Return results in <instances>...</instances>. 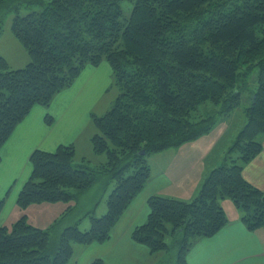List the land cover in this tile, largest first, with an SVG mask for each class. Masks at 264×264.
Returning <instances> with one entry per match:
<instances>
[{
	"label": "trees",
	"instance_id": "obj_1",
	"mask_svg": "<svg viewBox=\"0 0 264 264\" xmlns=\"http://www.w3.org/2000/svg\"><path fill=\"white\" fill-rule=\"evenodd\" d=\"M125 1L0 0V12L13 14L11 30L31 57L26 67L11 69L0 56V162L2 146L33 107L49 106L86 65L106 60L119 90L111 110L92 115L93 152L106 161L77 162L74 145L35 150L17 198L21 210L69 204L105 175L112 187L107 212L88 213L86 230L62 220L43 230L24 214L0 227V264H69L76 244L108 241L150 179L147 157L211 133L244 102L245 126L198 196L190 202L152 196L148 219L132 237L151 254L176 247L170 264H188L193 242L227 224L226 198L250 230L264 228V192L243 176L263 149L264 0H133L130 15ZM208 103L217 108L209 111ZM3 206L0 200V213Z\"/></svg>",
	"mask_w": 264,
	"mask_h": 264
},
{
	"label": "crops",
	"instance_id": "obj_2",
	"mask_svg": "<svg viewBox=\"0 0 264 264\" xmlns=\"http://www.w3.org/2000/svg\"><path fill=\"white\" fill-rule=\"evenodd\" d=\"M96 73L97 68L87 67L71 87L55 96L49 107L40 105L33 107L2 146L0 199L3 198L4 206L0 213V227L12 226L24 214L30 221L29 218L35 212L40 214L42 222L45 223L37 224L33 221L34 226L43 230L51 228L60 220L63 226L76 222H79V226H85L86 221L80 219L81 215L85 218L91 212L95 215L105 214L107 201L101 205L102 209L98 213L100 204L98 205L96 198L101 194L99 190H96L97 195L94 194L95 197L85 206V211L75 214L82 196L87 197L85 193L92 191L98 182L69 204L64 202L34 204L26 210H21L17 205L18 195L32 172L30 156L35 150L53 152L60 145H74L77 148L75 144L80 137L87 134L90 136L92 131L94 134L93 110L88 102L84 101L82 91L89 89L92 76L96 77V81L100 78ZM76 81H79L77 86ZM47 115L52 117L50 124L46 121ZM244 119L237 129L228 126L225 129V122L221 120L218 125L224 124L223 132L221 130L216 132L213 139L217 133L220 135L215 141L201 140L206 143L202 144L203 151L195 149L198 154H190V150L195 146H190L194 144L189 142L178 148L150 155L147 158L151 168L150 179L114 227L111 238L104 243L83 245L84 248L74 246L78 255L70 264H91L97 258H101L105 264H161L165 254H151L145 245L136 242L132 237L134 229L148 219L149 199L152 196H161L183 202L194 200L207 175L223 163L227 150L241 128L245 126ZM262 143L261 153L245 166L243 176L251 185L264 192V137ZM207 145L211 147L206 151ZM82 158L84 157H80ZM111 188L106 180L101 198H104ZM223 202L226 203L222 206L228 218L227 224L212 237L197 238L187 254V263L264 264V228L250 230L243 222L242 213L236 205V208H233L229 202L225 200ZM68 207H71V210L66 212Z\"/></svg>",
	"mask_w": 264,
	"mask_h": 264
},
{
	"label": "rangeland",
	"instance_id": "obj_3",
	"mask_svg": "<svg viewBox=\"0 0 264 264\" xmlns=\"http://www.w3.org/2000/svg\"><path fill=\"white\" fill-rule=\"evenodd\" d=\"M123 6H124V10L126 12V15H130V12H131L132 7H133V0H126L124 2ZM12 19H13L12 13L0 12V56L6 59V61L8 62L11 69H22V68L26 67L28 65V63H30L31 57L29 56L28 51L25 49V47L21 44V42L13 34V32L11 30ZM89 66H93V67L97 68L96 76H98L100 78L96 81V77L92 76L90 83H89L90 84L89 89L88 90L84 89L82 91V97H84V101L86 100L88 102L89 106L92 108V110H93L92 114H95L97 116H103L109 110H111V108L113 107L115 100L119 95V90H118V87L115 85V82H114L115 78L113 75V70L111 69L110 64L106 60H103L97 66L90 65V64L86 65L85 68L81 72H83ZM256 76H257V71H255L252 74V76H250L249 80L252 84L254 83L253 80L256 82V79H255ZM78 82L79 81H76V86H77ZM248 105L249 104H246L244 102L243 105L241 106V108L234 111L227 118H224L225 129L227 128V126L231 129H233L232 127H235L237 129V127H239L243 123L242 119L245 118L244 120L245 121L247 120L246 116L244 115L245 114L244 110H245V107ZM36 106H39V105H36ZM40 106H42V105H40ZM49 106H47V107H49ZM42 107H46V106H42ZM205 108H207L209 111H212V110H215L217 107L215 105H213L212 103H208ZM244 125H245V123H244ZM219 126H221V125H218L217 127H215V129L209 135H206L205 137H201V138L197 139V141L196 140L191 141L190 143H192L194 145H190V146H195V147H194V149L190 150V154H198L197 150H195V149H199V151H203L202 150V144H205L206 141H201V140H207L208 142H210V141H215L216 139H218V136L220 135V133H217L215 139H213V138H214V136L218 130H221V132H223L224 124H222L221 127H219ZM241 130H242V128H241ZM87 135L80 137L78 140V143L75 144L77 146L76 154H78V156L76 155L77 159H78L77 162H80L79 161L80 157H84L85 159L89 160L91 165H93V166L99 165L100 163H104L106 161V156L105 155H96L93 152V147L91 144V138L93 136V131H92L90 136L88 135L89 136L88 143H87ZM236 137H237V135H236ZM193 142H196V143H193ZM210 147L211 146L207 145L206 151ZM77 149H78V153H77ZM106 180H107V178L105 177V175H101V177L97 179L98 183L96 184L94 189H92V191H89V193H85L86 194L85 196H87V197L82 196V200L79 203V207H77V211L75 213L76 215L78 213H83V211H85L84 210L85 206L89 204V201L91 199H93L95 197V195H97V193L95 194L96 190L97 191L99 190L101 193L100 196H98L96 198V200L98 199V201H97L98 205L100 204V207L98 209V213L101 211V209H102L101 205L103 203L106 204L108 196L111 192V190H110L109 193L104 198H101L102 193H103V188H104V182ZM87 194H89V195H87ZM0 200H3V198ZM73 201H75V200H73ZM225 202H229L233 206V208H236L232 199L226 198ZM221 205H226V203L221 201ZM106 212H107V210H106ZM101 215L102 214H99L96 216L100 217ZM29 219H30L29 223H31L32 225H35L34 224L35 222L33 223V221H36L37 224L42 222V219H41L40 214L38 212L33 213V215ZM80 219H83V221L85 220L86 222L84 223V225L89 226L88 228H90L91 221H90L88 216L84 218L81 215ZM42 223H45V222H42ZM85 226H80V229L86 230L84 228ZM169 243L171 245L173 244V242L171 240L169 241ZM75 246H82L81 248H84L82 244H76ZM84 246H87V245H84ZM177 250L178 249L175 247L169 253H166L165 257H164V261L161 264L172 263L177 256ZM77 255H78V252L77 251L75 252V248H74L73 258L71 259L70 263L73 262L72 260H74L75 256H77Z\"/></svg>",
	"mask_w": 264,
	"mask_h": 264
},
{
	"label": "water",
	"instance_id": "obj_4",
	"mask_svg": "<svg viewBox=\"0 0 264 264\" xmlns=\"http://www.w3.org/2000/svg\"><path fill=\"white\" fill-rule=\"evenodd\" d=\"M145 154V152L144 151H142V155H144Z\"/></svg>",
	"mask_w": 264,
	"mask_h": 264
}]
</instances>
